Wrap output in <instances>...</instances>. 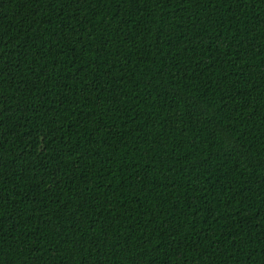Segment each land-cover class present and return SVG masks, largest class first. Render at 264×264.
Wrapping results in <instances>:
<instances>
[{
	"label": "trees",
	"instance_id": "1",
	"mask_svg": "<svg viewBox=\"0 0 264 264\" xmlns=\"http://www.w3.org/2000/svg\"><path fill=\"white\" fill-rule=\"evenodd\" d=\"M0 264H264V0H0Z\"/></svg>",
	"mask_w": 264,
	"mask_h": 264
},
{
	"label": "snow or ice",
	"instance_id": "2",
	"mask_svg": "<svg viewBox=\"0 0 264 264\" xmlns=\"http://www.w3.org/2000/svg\"><path fill=\"white\" fill-rule=\"evenodd\" d=\"M3 59V57H0V60H2ZM5 165H4V163H3V161H0V168H2V167H4Z\"/></svg>",
	"mask_w": 264,
	"mask_h": 264
}]
</instances>
